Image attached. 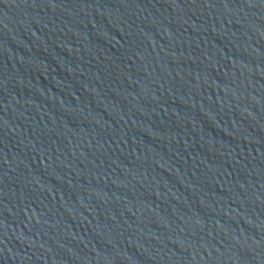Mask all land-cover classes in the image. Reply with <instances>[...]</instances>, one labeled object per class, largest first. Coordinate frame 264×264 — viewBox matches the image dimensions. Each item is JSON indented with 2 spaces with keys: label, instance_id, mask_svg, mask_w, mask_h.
<instances>
[{
  "label": "water",
  "instance_id": "water-1",
  "mask_svg": "<svg viewBox=\"0 0 264 264\" xmlns=\"http://www.w3.org/2000/svg\"><path fill=\"white\" fill-rule=\"evenodd\" d=\"M0 264H264V0H0Z\"/></svg>",
  "mask_w": 264,
  "mask_h": 264
}]
</instances>
